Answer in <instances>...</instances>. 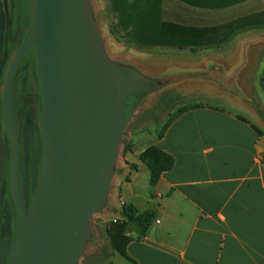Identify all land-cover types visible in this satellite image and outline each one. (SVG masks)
I'll return each mask as SVG.
<instances>
[{
    "label": "crops",
    "instance_id": "crops-1",
    "mask_svg": "<svg viewBox=\"0 0 264 264\" xmlns=\"http://www.w3.org/2000/svg\"><path fill=\"white\" fill-rule=\"evenodd\" d=\"M244 4L258 5L254 13L264 20V0ZM219 26L199 24L196 30L204 32L203 42L220 41L231 30ZM230 35L235 37L222 43H198L184 53L195 59L185 73L160 80L197 79L215 88L219 102L197 104L162 139L136 143L138 169L116 176L123 204L140 212L156 205L146 237L127 245L128 264H264V29ZM150 148L171 156L174 167L151 186L153 198L139 209L137 182L147 168L140 156Z\"/></svg>",
    "mask_w": 264,
    "mask_h": 264
},
{
    "label": "water",
    "instance_id": "water-1",
    "mask_svg": "<svg viewBox=\"0 0 264 264\" xmlns=\"http://www.w3.org/2000/svg\"><path fill=\"white\" fill-rule=\"evenodd\" d=\"M32 11L31 40L14 61L6 100L20 60L35 47L43 95V160L26 215L15 157L12 187L19 229L9 264H78L89 224L109 198L127 122L125 101L158 85L111 60L87 0H32ZM5 25L0 0V48ZM6 254L7 248L0 264Z\"/></svg>",
    "mask_w": 264,
    "mask_h": 264
},
{
    "label": "rangeland",
    "instance_id": "rangeland-1",
    "mask_svg": "<svg viewBox=\"0 0 264 264\" xmlns=\"http://www.w3.org/2000/svg\"><path fill=\"white\" fill-rule=\"evenodd\" d=\"M4 1L8 27L2 58L8 64L19 52L20 45L27 41L26 37L33 22V11L32 0ZM87 1L92 11L91 19L99 28L104 50L111 60L126 70H134L138 74L151 77L159 87L162 86L160 89L154 88L150 92L130 97L125 101L127 122L119 144L117 159L111 172L112 183L109 198L101 212L94 216L89 224L88 238L84 243L82 257L78 262V264H128L127 260L116 251V247H123L124 240L122 239L124 237L138 238L141 230L122 215L123 208L130 204L122 203L116 187V176H124L125 169L131 171L138 169V164L132 158L135 144L141 140H158L165 125L178 110L190 105H211L219 101L214 98L215 88L211 85H202L201 81L197 79L184 81L181 84H171L168 80L166 84L161 83L168 77L177 76V74L185 73L188 70L186 65L192 64L195 60L194 58H185L187 54L184 53L190 50V47L180 49L169 46H140L135 42L131 29L120 27L113 0ZM246 1L226 9H215V11H202L179 2H165L162 19L166 23L184 26L191 30H196V26L199 24L213 26L220 23L222 26L219 27L222 28L230 25L231 27H244L245 29L240 30V33L246 30L264 29V20L256 18L258 14L254 13L258 11L259 6L245 5ZM226 22L228 24H223ZM255 38L261 43L260 36ZM33 68L35 69L28 58L20 64L14 85L15 90L26 86L36 89L40 86L37 72L34 74ZM262 72L263 68L258 69L257 74L261 75ZM23 91L26 92V89ZM29 92L32 97V89H29ZM143 155L140 156L141 161L148 169L144 168L137 182V192L142 197L138 201L139 209L146 208L147 200L153 198L150 183L151 169L143 162ZM21 183L24 187V180H21ZM28 183L37 189V180L28 181ZM26 197L30 196L27 194ZM11 209L13 206L9 193V180L0 167V236L9 234L10 229H8L5 219ZM149 209L155 210L156 205L153 204ZM139 213L144 212L139 211ZM13 222V227L18 232L17 221H10L9 226ZM124 226H126L125 231L122 230Z\"/></svg>",
    "mask_w": 264,
    "mask_h": 264
},
{
    "label": "flooded vegetation",
    "instance_id": "flooded-vegetation-1",
    "mask_svg": "<svg viewBox=\"0 0 264 264\" xmlns=\"http://www.w3.org/2000/svg\"><path fill=\"white\" fill-rule=\"evenodd\" d=\"M2 6L6 25L3 43L0 48V167L4 171L5 177L9 180V193L13 209L7 213L5 219L8 229H10L9 234L0 236V258L2 250L7 248V254L4 258L3 264H9L18 234L13 227L14 222L13 224H10V226L9 222L17 221V225L19 226V215L12 187L14 164L16 160L15 157L17 155L16 177L18 193L24 212L28 215L37 190L36 188H33L32 185L30 186L28 181L34 182V180H37L39 183L43 160V132L41 126L43 95L38 71L36 48L32 47L30 50L25 51L19 62L9 88L8 102L6 100L7 82L12 66L21 49L31 40L33 22L26 37L27 41L20 45L19 52L15 54L13 59H11L8 64L5 63L2 57L6 46L8 22L4 0H2ZM27 58L32 67H35V69L33 68V73L37 72L40 86L36 89H33L32 87L28 88V86H26L15 90L14 85L18 69L20 64ZM24 89H26V92L23 91ZM29 89H32V97ZM9 119H11L12 127L10 126ZM21 180H24V187H22ZM32 193L33 196H31ZM27 194L30 197L27 198Z\"/></svg>",
    "mask_w": 264,
    "mask_h": 264
},
{
    "label": "trees",
    "instance_id": "trees-1",
    "mask_svg": "<svg viewBox=\"0 0 264 264\" xmlns=\"http://www.w3.org/2000/svg\"><path fill=\"white\" fill-rule=\"evenodd\" d=\"M179 2L189 7L202 10L226 9L237 3L246 0H113V6L118 14L120 27L123 29H131L135 42L143 47H179L180 49L186 47H195L199 44H212L225 42L231 33L238 32L245 29L244 27H234L231 25L222 29L231 30L229 35L223 37L224 39L217 41L211 40L203 42L201 34L204 32L187 29L184 26L166 23L162 19L163 5L165 2ZM217 29V28H216ZM219 29V28H218ZM213 31V30H212ZM199 105H190L181 108L165 125L160 138L162 139L166 131L178 118L183 114L199 109ZM245 121L244 119H242ZM255 129V128H254ZM259 134L261 132L255 129ZM142 160L151 169V186L155 187L163 173L170 171L174 167V159L166 153L157 148H150L147 150ZM122 215L130 222L134 223L141 230L138 238L124 237V245L122 248L116 247V251L122 255L126 260L131 261L127 255V245L133 240H143L148 234L150 228L156 217L154 210H147L140 214L139 210L129 205L123 208ZM126 230V226L122 227Z\"/></svg>",
    "mask_w": 264,
    "mask_h": 264
}]
</instances>
